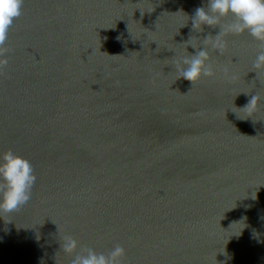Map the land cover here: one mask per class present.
<instances>
[{
  "label": "water",
  "instance_id": "obj_1",
  "mask_svg": "<svg viewBox=\"0 0 264 264\" xmlns=\"http://www.w3.org/2000/svg\"><path fill=\"white\" fill-rule=\"evenodd\" d=\"M206 3L23 0L0 67V152L28 159L39 185L20 215L0 214V264L116 244L121 264H264L261 44L225 32L223 51L208 49L213 76L177 79L180 57L220 31L193 30Z\"/></svg>",
  "mask_w": 264,
  "mask_h": 264
},
{
  "label": "clouds",
  "instance_id": "obj_2",
  "mask_svg": "<svg viewBox=\"0 0 264 264\" xmlns=\"http://www.w3.org/2000/svg\"><path fill=\"white\" fill-rule=\"evenodd\" d=\"M22 4L23 0H0V67L7 64L5 56L7 49L4 45L10 27L21 15ZM229 16L233 18V22L225 27L221 21ZM191 19L192 28L195 31H201L202 25H219L220 31L215 36H206L200 42L203 47L194 54L187 53L180 57L176 64L177 79L183 78L193 84L202 77L213 76L214 69L210 63L208 49L222 52L226 47V42L222 38L225 32L241 34L246 31L253 39L260 42L261 50L257 52L252 68L256 75L264 71V0H207L205 6L196 7ZM191 40L192 37L184 42L185 51L189 45L193 49L198 48L197 44L192 43ZM259 99L257 95H253L243 109H247L251 114L256 110ZM38 185L39 178L35 167L28 159L14 153L11 149L0 152V214L20 215L34 202ZM252 199H255V196H252ZM245 220L246 217H241L239 221H236V223L243 221L244 226L238 233H233L231 236L239 238L247 227ZM7 222L10 221H5ZM255 236L256 233L253 231L252 237L255 238ZM77 247L78 241L71 235L62 238L61 248L65 253L72 254ZM220 253L227 257L225 251ZM124 254L125 249L120 244H116L107 254L81 246L70 264H121V257ZM227 258L230 259V257Z\"/></svg>",
  "mask_w": 264,
  "mask_h": 264
}]
</instances>
